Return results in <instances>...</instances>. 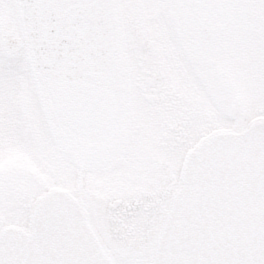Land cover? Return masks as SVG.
<instances>
[{
	"label": "snow or ice",
	"instance_id": "snow-or-ice-1",
	"mask_svg": "<svg viewBox=\"0 0 264 264\" xmlns=\"http://www.w3.org/2000/svg\"><path fill=\"white\" fill-rule=\"evenodd\" d=\"M0 264H264V0H0Z\"/></svg>",
	"mask_w": 264,
	"mask_h": 264
}]
</instances>
